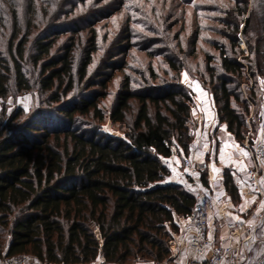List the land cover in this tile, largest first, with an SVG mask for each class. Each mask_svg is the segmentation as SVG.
Listing matches in <instances>:
<instances>
[{
	"label": "trees",
	"instance_id": "1",
	"mask_svg": "<svg viewBox=\"0 0 264 264\" xmlns=\"http://www.w3.org/2000/svg\"><path fill=\"white\" fill-rule=\"evenodd\" d=\"M52 1L55 10L30 45L29 59L39 69L35 80L31 81L24 69L27 35L9 44L7 56L0 50V99L13 89L27 91L38 86L46 104L24 119L19 118L23 115L20 109L7 118L0 109V254L3 250L8 255L27 253L45 264L91 263L98 257L108 264L171 260L167 238L178 230L175 219L189 215L195 204L194 195L179 182L167 181L170 171L161 161L169 155L172 140L179 153L188 154L193 138L191 91L180 85L179 74L185 70L209 89L218 122L235 140L242 141L248 131L246 102L257 103L258 94L264 98V87L256 83L249 97L240 90L246 77L264 79V0H143L139 8H144L145 2L150 4L144 11L133 8L132 0L104 3L100 9L96 6L104 0ZM181 3L191 6L194 17L186 39L182 25L172 30L182 18V10L181 16L175 14ZM122 8L125 31L131 11L151 19L146 29L154 38L145 39L163 46L159 52H164L160 54L172 74L158 85L142 89H131L125 76L107 118L121 124L131 98L138 101V108L133 123L121 129L124 136L114 137L91 123L83 129L76 125L77 115L92 114L100 122L104 120L105 113L98 107L102 91L90 90L71 99L66 96L74 88L75 78L84 79L98 50L93 26ZM9 9L15 36L18 16L12 5ZM26 12L36 15L33 7ZM170 18L173 20L168 22ZM79 21L86 22L90 33L74 68V39L53 49L59 35L70 31L75 36L80 31ZM241 38L246 49L241 48ZM115 41L111 48L117 51L109 53L103 66L112 71L126 64L117 66L112 60L128 54L134 46L128 32L113 45ZM142 46L150 56L147 45ZM209 49L216 51L215 55ZM199 55L202 62L189 67V57ZM110 75L102 73L87 88L96 84L104 89ZM51 117L62 118L65 125L47 126L46 119ZM260 119L264 123V108ZM224 185L231 199L238 201V187L227 169Z\"/></svg>",
	"mask_w": 264,
	"mask_h": 264
},
{
	"label": "rangeland",
	"instance_id": "2",
	"mask_svg": "<svg viewBox=\"0 0 264 264\" xmlns=\"http://www.w3.org/2000/svg\"><path fill=\"white\" fill-rule=\"evenodd\" d=\"M33 4H30V0H0V17H2L3 21L0 22V50L4 55L7 56V47L10 43L16 44L18 40L24 35H27L26 38V46L24 51V69L28 76V78L35 80L38 76L39 69L34 64L31 63L29 59L30 55V45L31 42L37 33V31L43 26V23L46 22V18L50 17L52 11L55 10L54 1L52 0H32ZM52 1V2H49ZM114 1L119 4V0H104L96 7L100 9V7L104 4H110ZM198 1V0H196ZM143 0H132L130 2L133 8L139 9L140 11H144L148 9L149 3L145 2L144 8H139L140 4ZM200 3H208L205 0H200ZM177 4V3H176ZM10 5L13 6L14 10L17 13L18 21H17V32L16 35L13 36L11 32V20H10ZM31 5V6H30ZM114 5V4H112ZM33 7V10L36 11V15L30 16L26 11H29ZM46 11H43V9ZM64 9H68V6H64ZM183 11L181 20H176V24L173 26L172 30H178L180 26H183L182 34L185 35V39L188 37L190 31L193 29L192 22L194 21V17L192 15V10L190 5H182V3L178 6L177 12L175 13L177 16L178 14L181 16L180 11ZM45 12V14H42ZM74 13H80V11L75 10ZM125 8H122L116 14L111 16L108 20L104 18H100L99 21L93 26V28L97 32V46L98 50L93 54V60L90 64L87 74L83 80H77L75 78L74 88L67 94L66 98L71 99L72 97L84 94L90 90H98L102 91L103 96L98 100V107L102 113H105V118L103 121H99V118L96 116H92V114L88 116H76L77 124L80 127L86 128L87 123H91L93 125L98 126V130L106 135L114 136V137H123L124 133L121 129L131 125L133 123L134 117L137 112L138 108V101L135 98H131L129 100L130 107L126 111L125 119L122 123H112L107 118L108 110L112 107L117 92L123 89V83L125 76H128L130 79V88L131 89H142L145 85H158L162 80L164 81L169 77L170 73L168 64L163 57L164 52L162 51L163 46L161 45H154L145 39L149 37L150 39L154 38V35L148 31L147 25L151 24V19L143 17L139 15V13L131 11V21L129 24V29L125 31L124 28V15ZM100 14V15H99ZM98 15L101 16V12ZM81 15V14H80ZM179 16V17H180ZM31 17V18H30ZM71 18H75L77 16H70ZM30 18L31 26L28 27L27 21ZM71 18H68L70 20ZM124 19V20H123ZM68 21L66 18L64 19ZM173 20L170 18L168 22ZM63 21V20H60ZM88 21L87 19L85 20ZM86 22L79 21L78 27H82L75 36H72L73 33L67 31L59 35L55 41V46L53 50H56L62 47L64 44L70 43L72 39H74V68L78 67L79 62L82 58V51L87 45V37L90 33V28L87 26ZM159 27V26H158ZM124 31V32H123ZM160 31V29H159ZM126 32L130 33V41L133 43V47L129 49L128 54L126 55H117L112 61H114L117 66L120 63L126 62L124 64L123 69H116L114 71L110 70L109 68H103L105 66L106 61H108V55L113 51L111 48V44L116 39H120L126 36ZM117 36V37H116ZM13 37V38H12ZM115 40H112V38ZM116 40V41H117ZM116 41L113 45L116 44ZM142 45H147L146 51H150L151 55L144 50H141L140 47ZM185 50L188 49V45L186 43L183 44ZM143 47V46H142ZM241 48L246 49V44L244 39L241 38ZM117 50L114 49L113 52ZM209 51L215 55L216 51L209 49ZM162 53V54H160ZM166 53V52H165ZM183 55V54H181ZM189 67H193L196 62H202V58L199 55L197 58L192 59L189 57ZM151 65V68H149ZM155 73L157 76L156 78H152L153 74ZM168 72V75L166 74ZM102 73L111 74L110 80L107 82V85L104 89L101 86L93 84V86L87 88L88 83H96L101 77ZM179 83L183 86L184 90L190 91V85L193 83L195 89L200 92L206 100H208L207 108H210L212 105L211 96L209 93L208 88H203L202 82L198 80L196 76H190L189 73L185 70L181 71L179 74ZM255 84L258 87H264V79L261 77H252V78H245L240 85V90L245 97L250 94V90L252 87L249 85ZM254 86V85H253ZM259 94L256 96L257 103L250 104L246 102L247 106L249 107V114L245 117V123L247 125V133L246 136H250L251 138H255L260 134L262 131V127L264 126L263 120L260 119L262 115V109L264 108L263 100L264 98H258ZM46 107V104L43 103V99L40 95L38 86H33L30 90L27 91H17L12 90L5 98L0 99V109H4V116L7 118L10 114L18 109L21 110L22 114L19 118L24 119L29 113L34 111L37 108ZM152 111V109H150ZM254 128H253V123ZM46 125L51 126H60L63 127L65 122H63L62 118H48L46 119ZM119 125L120 126L119 128ZM218 126L220 128H218ZM126 129V128H125ZM190 132L193 135L191 141V147L188 154L196 153L200 157L204 158H211L218 162L222 167H225L228 164V160L224 155V150L229 146V140L232 135L226 130L225 125L223 123L217 122L216 128L212 126L209 127L203 134L202 138H199L198 133L196 131V127L194 125H190ZM214 129V130H213ZM226 131L228 133H226ZM230 134V135H229ZM218 152V153H217ZM226 169V168H224ZM240 169V166H239ZM233 201L235 208H238L239 200ZM177 219V218H176ZM257 236L259 239L260 244L258 245L257 250L253 253L256 255L257 264H264V234L257 232ZM172 259V258H171ZM38 261V260H37ZM171 261V260H170ZM173 262V263H172ZM172 264H177L174 260ZM38 264H45L43 262L38 261ZM91 264H96L91 262ZM128 264H138V262L131 261Z\"/></svg>",
	"mask_w": 264,
	"mask_h": 264
},
{
	"label": "built area",
	"instance_id": "3",
	"mask_svg": "<svg viewBox=\"0 0 264 264\" xmlns=\"http://www.w3.org/2000/svg\"><path fill=\"white\" fill-rule=\"evenodd\" d=\"M249 86H253L252 82ZM190 91V125L196 127L199 138H202L209 127L216 128V109L213 104L207 108L208 100L193 83ZM248 102L252 104L250 100ZM229 143L224 150L229 160L227 167L196 153H179L180 148L173 140L169 155L161 159L162 164L177 175V182L195 197L190 214L175 219L178 230L167 238L170 258L178 257L187 248L192 255L190 264H257L253 254L260 244L257 232L264 234V126L255 138L247 135L242 141H237L231 137ZM224 168L238 187V208H235L225 188ZM214 223L222 230L221 233L214 232ZM94 263L108 264L103 263L101 257ZM0 264H38V261L27 253L8 255L3 250ZM140 264L172 263L163 259Z\"/></svg>",
	"mask_w": 264,
	"mask_h": 264
},
{
	"label": "crops",
	"instance_id": "4",
	"mask_svg": "<svg viewBox=\"0 0 264 264\" xmlns=\"http://www.w3.org/2000/svg\"><path fill=\"white\" fill-rule=\"evenodd\" d=\"M208 116H209V113H207V117ZM226 133H228V132L226 131ZM227 160H228V158H227ZM228 165H229V160H228V164L225 167H227ZM237 168H238V166H237ZM167 181H169V182L178 181L177 175L173 172H170L169 176L167 177ZM212 228H213L215 233H218V232L221 233L220 231H222L219 229L218 225H216L215 223L213 224ZM191 258H192L191 252L187 248H185L180 252V255L178 257L172 258L171 262L174 260L177 264H190ZM138 264H140V262Z\"/></svg>",
	"mask_w": 264,
	"mask_h": 264
}]
</instances>
